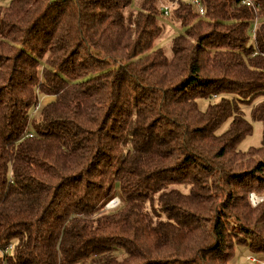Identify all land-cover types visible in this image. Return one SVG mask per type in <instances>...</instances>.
Listing matches in <instances>:
<instances>
[{
	"label": "trees",
	"instance_id": "16d2710c",
	"mask_svg": "<svg viewBox=\"0 0 264 264\" xmlns=\"http://www.w3.org/2000/svg\"><path fill=\"white\" fill-rule=\"evenodd\" d=\"M198 1L0 0V264L264 254V0Z\"/></svg>",
	"mask_w": 264,
	"mask_h": 264
},
{
	"label": "rangeland",
	"instance_id": "374dc122",
	"mask_svg": "<svg viewBox=\"0 0 264 264\" xmlns=\"http://www.w3.org/2000/svg\"><path fill=\"white\" fill-rule=\"evenodd\" d=\"M9 2V0H2V4L3 5H7ZM70 11H74V6H68ZM166 9V8H165ZM76 10V9H75ZM97 16L99 15V10L96 12ZM164 14H165V28L163 30L162 35L160 36V38L155 41V44L157 43V47L163 49L164 51H166L167 54H171L170 52V44H171V40L174 37L175 34H177L180 31L179 28V23L176 25H172L171 22L173 21L172 18L168 17L170 16V10L167 8V13L164 10ZM206 29V28H205ZM72 33H74V29L71 28ZM49 53H46L44 55V57L42 58V63H46L48 58H49ZM171 56V55H170ZM39 72V76L42 79L43 78V68L40 67L38 69ZM52 97V96H51ZM42 97L40 102L37 103L35 110L33 112V117L39 119L41 112L43 110V108L48 104L47 100L49 99H54V97ZM49 98V99H48ZM207 100L201 99L198 101V105L200 107L201 110H205L207 108ZM245 109V117L246 119L251 122V124L253 125V133L250 136H247L242 143L240 144L239 148L242 151H248L251 148H258L261 146V142H262V136H263V126L261 123L258 122H253L251 121V108H244ZM187 194H189V190L187 189L185 191ZM254 195L262 197L261 195H259L256 192H251L249 194V206L252 208L257 207L259 204H256L257 201L254 199ZM117 198V201L115 202ZM213 198H219V199H224L223 196L220 195H215V197ZM115 199V200H114ZM114 199L110 200L109 203L106 205V210H114L118 207V205L120 204V199L118 197H115ZM253 199V200H252ZM263 202V201H262ZM230 264H264V254H257V253H253L250 250L246 249L245 247H238L236 249L235 252V257L231 260Z\"/></svg>",
	"mask_w": 264,
	"mask_h": 264
},
{
	"label": "built area",
	"instance_id": "2783aa9c",
	"mask_svg": "<svg viewBox=\"0 0 264 264\" xmlns=\"http://www.w3.org/2000/svg\"><path fill=\"white\" fill-rule=\"evenodd\" d=\"M248 3L250 4L249 1H248ZM192 4L196 6V9L198 10V12H199L200 15H203V14H204V10H203V8L201 7V5H200V3H199L198 0H193ZM165 8H166V9H164V10H165L166 13H167V8H168V7H165ZM253 196H254V199L257 201L256 204H259L260 202L264 201V196L259 197V196H256V195H254V194H253ZM114 200H115V199H114ZM252 200H253V199H252ZM116 201H117V198H116L115 202H116ZM2 248H3V247L0 246V252H1L2 254H7L8 251L12 249V246H9V247H7V248L5 247L4 250H3Z\"/></svg>",
	"mask_w": 264,
	"mask_h": 264
},
{
	"label": "crops",
	"instance_id": "0c3cea01",
	"mask_svg": "<svg viewBox=\"0 0 264 264\" xmlns=\"http://www.w3.org/2000/svg\"><path fill=\"white\" fill-rule=\"evenodd\" d=\"M52 98V97H51ZM49 99V98H48ZM54 99L47 100V103L52 102Z\"/></svg>",
	"mask_w": 264,
	"mask_h": 264
}]
</instances>
